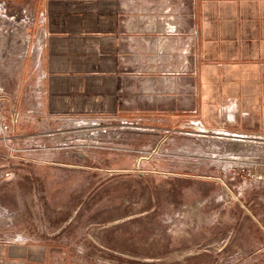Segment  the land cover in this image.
I'll return each mask as SVG.
<instances>
[{"label":"rangeland","instance_id":"374dc122","mask_svg":"<svg viewBox=\"0 0 264 264\" xmlns=\"http://www.w3.org/2000/svg\"><path fill=\"white\" fill-rule=\"evenodd\" d=\"M20 2L0 0V242L80 264H264V137L49 115Z\"/></svg>","mask_w":264,"mask_h":264},{"label":"crops","instance_id":"0c3cea01","mask_svg":"<svg viewBox=\"0 0 264 264\" xmlns=\"http://www.w3.org/2000/svg\"><path fill=\"white\" fill-rule=\"evenodd\" d=\"M19 2L49 115L264 137V0ZM70 257L0 242V264H80Z\"/></svg>","mask_w":264,"mask_h":264},{"label":"bare ground","instance_id":"6f19581e","mask_svg":"<svg viewBox=\"0 0 264 264\" xmlns=\"http://www.w3.org/2000/svg\"><path fill=\"white\" fill-rule=\"evenodd\" d=\"M88 119H84L83 121H84V125L83 126H85V127H89V126H96L97 124H94V123H92L91 122V120H88ZM96 121V120H95ZM79 125V124H78ZM197 132H200V133H208V131L205 129H203V128H201V126H197V130H196ZM214 134H216V135H220V136H232V137H234L233 138V140L234 141H240V142H242V143H248V144H254L255 142H257V141H255V140H252V139H250V136L249 135H238V134H232V133H230V132H227V131H224V130H219L218 132H216L215 133V131L213 132ZM232 134V135H231ZM247 144V145H248Z\"/></svg>","mask_w":264,"mask_h":264},{"label":"water","instance_id":"95a60500","mask_svg":"<svg viewBox=\"0 0 264 264\" xmlns=\"http://www.w3.org/2000/svg\"><path fill=\"white\" fill-rule=\"evenodd\" d=\"M79 123H80V124H84V121H80Z\"/></svg>","mask_w":264,"mask_h":264}]
</instances>
